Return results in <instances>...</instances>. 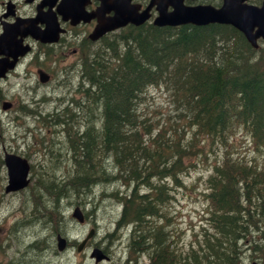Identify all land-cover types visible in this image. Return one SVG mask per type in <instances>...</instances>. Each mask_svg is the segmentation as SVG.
<instances>
[{"label": "trees", "instance_id": "1", "mask_svg": "<svg viewBox=\"0 0 264 264\" xmlns=\"http://www.w3.org/2000/svg\"><path fill=\"white\" fill-rule=\"evenodd\" d=\"M83 51L81 90L77 89L83 95L70 101V107L66 104L40 117L42 126L52 129L58 140L62 134L70 164H64L67 170L59 176L67 175V180L60 183L54 172L31 170L26 196L28 201L33 199L35 207L32 203L30 207L35 212L29 219H58L57 204L52 203L60 196L74 193L84 199L99 189V196L123 202V223L133 222L141 230L154 219L150 215L158 217L160 212L167 219V207L161 210V206L172 204L169 188L181 184L175 174L201 167V160L207 159L210 166L205 171L211 170L207 196L212 208L207 224L214 232L204 233V242L207 254L218 259L204 256L205 262L200 263L195 257L193 264H238L225 240H213L216 229L219 235H230L234 229L237 235L247 234L245 239L255 252L259 248L258 253L264 252L258 241H264V234L248 236L247 232L252 227L258 230L264 216V165L254 158L238 157L232 150L239 133L247 134L256 149H264V57L256 55L238 31L218 25L190 30L151 24L131 27L105 36L98 49ZM153 86L169 95L173 114L165 121L148 122L139 111L145 92ZM79 113L84 118L78 119ZM56 141L43 136L39 144L43 151H50ZM104 185H113L114 190L102 192L99 186ZM165 245L167 252L161 260L153 255V264L191 263L185 258L173 260L169 244Z\"/></svg>", "mask_w": 264, "mask_h": 264}, {"label": "rangeland", "instance_id": "2", "mask_svg": "<svg viewBox=\"0 0 264 264\" xmlns=\"http://www.w3.org/2000/svg\"><path fill=\"white\" fill-rule=\"evenodd\" d=\"M256 55L264 57V45H261ZM63 63H56L49 68V71L53 75V79L47 85L39 84L35 77L34 79L31 78L30 81L23 80L19 77L5 82L3 84V94L6 100L14 102L15 109L3 111L0 107V144H3L6 150H11L27 157L29 162L33 164L35 172L39 171V173L44 172V174L48 173L50 175H53L52 173L54 172L57 175H55L56 177L54 176L56 181H60V183L67 180V175L62 177L59 175L65 174L67 169L64 164L69 160L70 154L65 151V144L62 142L63 140H61L62 134H58V138L61 140L60 142V140L55 137L56 135L52 132V129L42 126L40 117L54 113L66 106V104L70 107V101L76 100L81 96L77 93V89L81 90V88L77 85V78L74 73L76 69L71 66H66ZM66 73L67 78L71 81L68 79L63 82ZM66 82L67 84H65ZM145 93L146 99L142 108L139 107V111L148 122L165 121L167 115L173 114L170 98L165 89L153 86ZM71 97L72 99H70ZM22 107H25V110H22ZM75 110L78 112L82 111L80 108H76ZM76 117H79L78 119L84 118L82 113L76 114ZM43 136L45 140L48 141L51 136L54 137L58 144L51 146L50 151L47 149L43 151L44 148L39 144ZM232 142L234 155L242 158H254L264 165V149L254 148L247 134L242 135L239 133ZM208 159L212 161L213 156L209 154ZM207 162V159H202L201 167L190 168L189 173L183 175V186L171 185L174 199L172 200V204L167 208V215L171 218L168 224H164L159 220L155 221L154 219H149L150 221L144 224L147 225L149 229V226H152L154 231H160L166 234L168 236L166 238L168 241L169 238H176L171 242L172 245H168L172 254L175 252L174 246L180 250H187L192 254L195 253V249H197L196 253L193 255L200 263L205 262L204 256H208L206 260L217 261L218 259L215 254H207L209 251L206 249V244L204 242V233H209V231L214 232L211 226H209L210 224L202 223L208 212L206 204L208 205L210 203L207 195L210 192V189H208V177L211 171H205L210 166ZM69 163L70 161H68V164ZM72 174L71 171L70 175ZM3 179H5L4 169L0 165V186ZM99 187L101 191L114 190L113 185ZM40 192L44 197V192H42L41 189ZM92 193L93 192H91V194ZM90 195L83 196L84 199H82V197L79 199L78 195L74 193L63 198L60 196L57 203H52V205L57 204V216L60 219H40V221L37 222L35 219H33V221L29 219L32 213L30 205L33 199L30 198V201H28L26 190L22 193L19 192L11 195H3L0 190V246L2 247L0 263L8 264V262L13 261L14 264L16 263L15 258L18 259L22 257L20 258V264L34 263L35 261H37L35 264H38L42 263L43 258L45 260L48 256H57V258H53L54 260H46V263L93 264L94 262L96 264H112L114 255H116V257L119 256V264H122L124 258L129 254L135 256L131 264L148 263L149 258L154 254L142 251V253L130 251L128 249L129 243L123 237L129 231V229L127 230V228L122 227L124 224L121 225V229L119 228L116 232L113 229L116 226L115 221L120 211L122 212L123 202L120 199L118 201V198L114 200L109 196H99V189L96 190L95 194H92L93 196ZM81 200H85L82 205L80 204ZM74 206H80L82 208L87 222L85 225H78L71 217V211ZM162 208L164 209V207ZM92 209L94 212H92ZM210 209L212 208L210 207ZM88 212H91V215ZM34 216L37 215L33 214V217ZM261 219L260 223H258L259 229L250 228L248 236L264 234V217L262 218L261 216ZM17 220L18 222L12 224ZM59 220L62 221V223ZM210 223H212L211 220ZM134 224L135 223L132 222V225ZM202 226L207 230L200 232L198 238L195 239L193 237V232L197 231ZM47 227L50 229L48 230ZM95 227L97 229L94 230L93 236L86 244L88 249L83 254L77 255L74 250L75 246L87 235L90 228ZM111 232L113 233L112 235H115L112 244H108L105 237H110L109 234ZM4 233L6 235L9 234L7 241L5 240ZM58 233L69 240V247L64 251H59L56 248L55 238ZM13 234L16 236L19 234L20 236L16 239V236ZM246 236L247 235L236 238L232 240L231 245L225 246L230 250V255L236 254L235 256L239 258L237 261L238 264H250L251 261L256 258H260L262 262H264V252L258 255V252L262 251V249L259 248L258 252L257 250L255 252L253 244L250 245L245 239ZM217 238L224 239V235H219L216 229V237L213 240ZM177 239L180 240L177 241ZM31 241H33V243L29 244ZM258 241H260V244L264 245V241L260 239ZM40 242H44L46 245L50 246L48 247V253L44 252L46 249L43 252L39 251L38 246ZM214 242L215 241H212V243ZM96 247L105 250L110 259H104V261L97 263L93 257H89V252H92ZM25 251L28 252V254H32L30 260H25L23 258L25 256L24 253H26ZM194 261L195 259H193L190 264H193ZM172 262L176 264L181 263L180 261Z\"/></svg>", "mask_w": 264, "mask_h": 264}, {"label": "flooded vegetation", "instance_id": "3", "mask_svg": "<svg viewBox=\"0 0 264 264\" xmlns=\"http://www.w3.org/2000/svg\"><path fill=\"white\" fill-rule=\"evenodd\" d=\"M64 0H0V36L5 29H9L16 38H20L23 35V42L30 45V52L22 57L18 58L14 70L8 72L5 79L1 82L8 81L11 78H31L33 76V71L31 66L35 63V59H39L38 53L43 54L42 62L43 65L47 64L53 57L63 56L61 59L65 61L69 58H76L75 54H79L77 50V44L85 41L86 30L91 26L93 27L97 20L94 18L87 23H82L81 21L75 25L71 24V20H63L62 15L59 13L60 5ZM83 10L86 13H92L97 11L100 6V0H83ZM130 4L134 5L136 9L141 12L147 7L149 0H129ZM223 0H182V5L186 7H196V6H212L214 8H220ZM243 3H247L254 6H260L264 0H243ZM172 9L171 6H167V11ZM49 13L55 17L57 25L63 29V34H61L57 42L50 44H42L36 40H33L27 33L28 29L33 25L34 27L44 28L45 25L41 21H35L32 24V20H35L37 14ZM150 18L145 24H150L153 17L156 15L155 7H151ZM129 27V26H128ZM178 27H196L190 24L180 25ZM88 34V33H87ZM3 53L0 52V58L3 57ZM23 67V68H22ZM22 68V69H21ZM40 65L35 69L39 70ZM46 71V70H45ZM5 99V96L0 93V105ZM12 106L10 110L15 109L14 102H11ZM5 146L0 144V152L4 153ZM1 160V159H0ZM1 164V163H0ZM2 165V164H1ZM69 247V242L67 243ZM131 245H128L130 248ZM110 259V257H108ZM135 258L133 257L132 260ZM162 259V253L160 255V260ZM131 260V261H132ZM150 260H148L149 263ZM147 264V263H146Z\"/></svg>", "mask_w": 264, "mask_h": 264}, {"label": "water", "instance_id": "4", "mask_svg": "<svg viewBox=\"0 0 264 264\" xmlns=\"http://www.w3.org/2000/svg\"><path fill=\"white\" fill-rule=\"evenodd\" d=\"M157 0H151L150 5L145 9L141 14H135L131 8H128L124 3L115 4L111 6L115 10V14L109 18L101 17L94 31L90 35L92 40L97 39L106 31L115 29L117 27L123 26L128 22H131L135 25L142 23L148 16L146 11L149 7ZM115 4V5H114ZM224 7L220 10H190V9H178L175 8L172 12H165L158 3L157 10L158 16L155 18L154 23L158 26L162 25H175L183 22H193L196 24H203L207 22H220V23H230L238 30H240L247 41L252 45L256 46V38L261 36L264 38V4L261 8L255 7H234L231 5V2L228 0L224 1ZM104 11V9H103ZM103 13V12H102ZM254 27H257V30L253 32ZM54 27L49 26L43 32L32 33V36L42 42H52L55 40ZM6 35H3L0 38V43L7 44ZM18 45L9 52L12 56L16 54H22V52L16 51ZM4 60H0V74L6 68L7 63H3ZM13 62L8 65V68H11ZM40 80L42 82L46 81V76L44 74L40 75ZM8 104L4 103L3 108H7ZM5 165L8 171V184L5 188L6 192L15 191L21 188H24L28 184L27 173L29 170V165L26 159L21 158L12 153H6L4 158ZM72 216L78 219L79 222L83 221L81 216V210L79 207L74 208ZM62 240H59L58 246L59 249L63 246ZM84 242H82L78 250L81 249ZM94 251L91 256L96 255ZM256 264V263H253Z\"/></svg>", "mask_w": 264, "mask_h": 264}, {"label": "bare ground", "instance_id": "5", "mask_svg": "<svg viewBox=\"0 0 264 264\" xmlns=\"http://www.w3.org/2000/svg\"><path fill=\"white\" fill-rule=\"evenodd\" d=\"M193 37V36H192ZM112 40V39H111ZM170 43V42H169ZM143 44V43H142ZM165 47V46H164ZM126 49V48H125ZM264 59V58H263ZM250 61V60H249ZM261 61V60H260ZM110 81V80H109ZM120 82V81H119ZM114 84V83H113ZM107 86V85H106ZM116 86V85H115ZM124 86V85H123ZM117 89V88H116ZM131 92V91H130ZM130 94V93H129ZM87 99V98H86ZM113 99V98H112ZM261 109V108H260ZM259 109V110H260ZM82 110V109H81ZM258 111V110H257ZM72 112V111H71ZM256 112V111H255ZM52 114V113H51ZM61 114H62V112H61ZM57 115V114H56ZM108 115V114H107ZM109 116V115H108ZM111 116H112V114H111ZM217 116V115H216ZM57 120V119H56ZM61 121V120H60ZM96 121V120H95ZM125 121V120H124ZM218 121H220V120H218ZM217 121V122H218ZM222 121H223V119H222ZM224 121H226V119L224 120ZM67 124V123H66ZM222 124V123H221ZM226 124V123H225ZM100 126V125H99ZM220 126V125H219ZM221 127V126H220ZM101 128V127H100ZM222 128V127H221ZM77 134V133H76ZM93 134V133H92ZM113 134V133H112ZM120 134V133H119ZM135 134V133H134ZM137 136V135H136ZM67 141V140H66ZM94 141V140H93ZM61 142V141H60ZM63 142V141H62ZM107 142V141H106ZM88 144V143H87ZM142 145V144H141ZM135 147V146H134ZM254 147V146H253ZM106 148V147H105ZM255 148V147H254ZM63 149V148H62ZM94 153V152H93ZM50 155V154H49ZM57 159V158H56ZM70 164V163H69ZM88 172V171H87ZM103 172V171H102ZM98 175V174H97ZM106 177V176H105ZM111 179V178H110ZM86 183V182H85ZM101 183V182H100ZM39 184V183H38ZM95 184H97L96 182H95ZM94 184V185H95ZM214 186H215V184H214ZM213 186V187H214ZM133 187V186H132ZM135 188V187H134ZM131 190V189H130ZM129 190V191H130ZM92 191V190H91ZM120 191H122V190H120ZM124 191V190H123ZM43 192V191H42ZM103 192V191H102ZM126 192V191H125ZM119 193V192H118ZM204 193V192H203ZM93 194V193H92ZM90 195V196H93V195ZM202 194V193H201ZM219 194H220V191H219ZM218 194V195H219ZM117 195V194H116ZM119 195V194H118ZM123 195V194H122ZM222 195V194H221ZM69 196V195H68ZM225 196V195H224ZM223 196V197H224ZM39 197V196H38ZM80 197V196H79ZM213 197V196H212ZM220 197V196H219ZM92 198V197H91ZM213 198H215V197H213ZM104 199V198H103ZM217 199V198H216ZM221 199V198H220ZM115 200V199H114ZM109 201V200H108ZM119 201V200H118ZM221 201V200H220ZM223 201V200H222ZM76 202V201H75ZM126 202V201H125ZM37 203V202H36ZM116 203V202H115ZM118 204V203H117ZM101 205V204H100ZM32 206H33V204H32ZM52 206V205H51ZM34 207V206H33ZM55 207V206H54ZM103 207V206H102ZM157 207V206H156ZM261 208V207H260ZM35 209H33V211L32 212H35L34 211ZM55 210V209H54ZM91 210V209H90ZM122 210V212H121V215L123 214V209H121ZM92 212H94L93 211V209H92ZM114 212V211H113ZM255 212H256V210H255ZM259 212H261V211H259ZM89 213V212H88ZM87 213V214H88ZM91 213V212H90ZM89 213V214H90ZM48 214V213H47ZM88 214V215H89ZM263 214V213H262ZM32 215V214H31ZM37 215V214H36ZM48 215H50V212H49V214ZM91 215V214H90ZM93 215V214H92ZM156 215V214H155ZM244 215H247V214H244ZM260 215V214H259ZM63 216H65V215H63ZM81 216L83 217V224L82 225H84V220H85V216H84V214H83V211L81 210ZM151 216V215H150ZM238 216V215H237ZM240 216V215H239ZM249 216H251V214L249 215ZM252 216H254V215H252ZM251 216V217H252ZM262 216V215H261ZM40 218H41V216H39ZM50 216H48V218H49ZM127 217V216H126ZM262 217H264V216H262ZM33 218V217H32ZM47 218V219H48ZM56 218V217H55ZM59 218V217H58ZM108 218V217H107ZM142 218V217H141ZM238 218V217H237ZM245 218V217H244ZM247 218V217H246ZM35 219V218H34ZM37 219H38V217H37ZM42 219V218H41ZM46 219V220H47ZM60 219V218H59ZM126 219V218H125ZM239 219V218H238ZM248 219V218H247ZM40 220V219H39ZM137 220V219H136ZM135 220V221H136ZM232 220V219H231ZM234 220V219H233ZM236 220V219H235ZM239 220H241V218L239 219ZM250 220V219H249ZM33 221V220H32ZM55 221V220H54ZM60 221V220H59ZM125 221V220H124ZM130 221V220H129ZM148 221H150V220H148ZM228 221H230V220H228ZM251 221V220H250ZM16 222H18V220L17 221H14L12 224H15ZM31 222V221H30ZM61 223H62V221H60ZM120 222H122L121 220H120ZM154 222V221H153ZM231 222V221H230ZM230 222H229V225H230ZM233 222V221H232ZM247 222V221H246ZM245 222V223H246ZM238 223V222H237ZM251 223H253L252 221H251ZM250 223V224H251ZM257 223H258V221H257ZM260 223V222H259ZM47 224H49V223H47ZM53 224V223H52ZM121 225H125V226H128L129 227V231H128V233L126 234V235H124L123 237L127 240V242L129 243V245H132L130 248H128L130 251H134V252H137V253H142V252H147V253H151V254H155V253H157L161 248L164 250V251H166L167 252V249H166V245L165 244H167V243H169V241L166 239L168 236L167 235H165V236H163V232H160V231H154V230H151V229H149L148 228V226L147 225H145L144 226V228H142L141 230L139 229H137V227L135 228L134 227V225H132V222H127V223H120ZM140 224V223H139ZM151 224H152V222H151ZM243 224V223H242ZM37 225H38V223H37ZM68 225V224H67ZM123 225V226H124ZM137 225H138V223H137ZM234 225V222L232 223V225L231 226H233ZM235 225H237V224H235ZM15 227V226H14ZM230 227V226H229ZM234 227V226H233ZM237 227V226H236ZM120 228V225L119 226H115L113 229H114V231L116 232V230H118ZM8 229H9V227H8ZM50 229V228H49ZM48 229V230H49ZM121 229V228H120ZM231 229V227L229 228V230ZM241 229H243V228H241ZM7 230V229H6ZM12 230V229H11ZM62 230V229H61ZM64 230H65V228H64ZM94 230L95 229H90L89 230V232L87 233V235L81 240L82 242H84L85 244H87V242L91 239V237L93 236V234H94ZM205 230H207L206 228H204L203 226L201 227V228H199L197 231H194L193 232V237L195 238V239H197L198 238V236H199V233L200 232H203V231H205ZM235 230V229H234ZM234 230H233V232H230L231 234L230 235H224V239L223 240H225L226 241V246H229V245H231V243H232V240H235L236 238H241V237H243V236H245V234L244 235H241V234H239V235H237L238 233L237 232H234ZM14 231V230H13ZM70 231V230H69ZM232 231V230H231ZM239 231V230H238ZM18 232V231H17ZM246 232V231H245ZM247 232H248V229H247ZM10 233V232H9ZM21 233V232H20ZM106 234V233H105ZM108 234V233H107ZM113 233L111 232L109 235H110V237H105V239H106V241H107V243L108 244H112V241H113V238H114V235H112ZM6 234L4 233V236H5ZM14 235V234H13ZM24 235V234H23ZM50 235V234H49ZM119 235V234H118ZM161 235V236H160ZM247 235V234H246ZM14 236H16V235H14ZM18 236H20L19 234H18ZM18 236H16V239L18 238ZM51 236V235H50ZM10 237H12V236H10ZM52 237V236H51ZM165 237V238H164ZM26 238V237H25ZM118 238V237H117ZM117 238H116V240H117ZM120 238V237H119ZM13 239V238H12ZM7 240H8V238H7ZM6 240V241H7ZM39 240V239H38ZM55 240H56V248H57V250H59V251H64V250H66L67 248H68V246H67V243L69 242V240H68V238H66L65 236H62L60 233H58L57 235H56V238H55ZM59 240H62V241H64L63 242V246H62V248L61 249H59V246H58V243H59ZM46 241V240H45ZM171 242L172 241H170V243H169V246L170 245H172L171 244ZM245 242V241H244ZM31 243H33V241H31L29 244H31ZM161 243V244H160ZM17 244V243H16ZM15 246V245H14ZM48 247H50V246H48V245H46V243H44V242H40L39 243V246H38V249H39V251H41V252H43L45 249H46V251H44V252H47L48 253V251H49V248ZM27 249V248H26ZM28 250V249H27ZM32 251V250H31ZM35 251V250H34ZM94 251H96V255H93V256H91V257H93L94 258V260H95V262H102V261H104V259H108V257H109V255L107 254V252L105 251V250H103L102 248H99V247H96V248H94L93 250H92V252L91 253H93ZM142 251V252H141ZM26 252V251H25ZM169 252V251H168ZM0 253H2V247L0 246ZM10 253V252H9ZM11 253H12V251H11ZM172 253V252H171ZM14 254V253H13ZM25 254V256L23 257L25 260L26 259H31V255L32 254H28V252H26V253H24ZM34 254H36V253H34ZM33 254V255H34ZM54 254V253H53ZM21 255V254H20ZM21 255V256H22ZM46 255V254H45ZM44 255V256H45ZM50 255V254H49ZM55 255V254H54ZM41 256V255H40ZM43 256V255H42ZM48 256V255H47ZM13 257V256H12ZM133 257H135V256H131V254H129L126 258H124V260L122 261V264H131L132 263V258ZM20 258H22V257H19L18 259H16L15 258V260H16V263H14V264H20ZM41 258V257H40ZM53 258H57V256L55 257V256H53V257H49L48 256V258H45V260H44V258H43V261H42V263H38V264H48V263H46V260H52ZM11 259V258H10ZM118 259H119V256L118 257H116V255H114V258H113V260H112V264H119V262H118ZM54 260V259H53ZM132 260V261H131ZM15 262V261H14ZM35 262H37V261H35ZM35 262L34 263H28V264H35ZM253 263H260V264H264V262H262V259H260V258H256L255 260H253V261H251V263L250 264H253ZM0 264H2V263H0ZM4 264H7V263H4ZM8 264H13V261H10V262H8Z\"/></svg>", "mask_w": 264, "mask_h": 264}]
</instances>
